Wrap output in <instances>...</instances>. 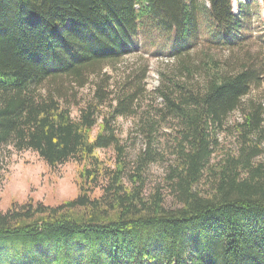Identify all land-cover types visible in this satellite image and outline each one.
Returning <instances> with one entry per match:
<instances>
[{"label": "trees", "instance_id": "16d2710c", "mask_svg": "<svg viewBox=\"0 0 264 264\" xmlns=\"http://www.w3.org/2000/svg\"><path fill=\"white\" fill-rule=\"evenodd\" d=\"M248 14L233 0H0V156L82 166L74 198L0 211V264H264V106L248 97L264 57L194 56L236 50ZM151 31L155 54L181 59L154 91L145 60L117 68ZM153 164L163 176L148 180Z\"/></svg>", "mask_w": 264, "mask_h": 264}, {"label": "rangeland", "instance_id": "374dc122", "mask_svg": "<svg viewBox=\"0 0 264 264\" xmlns=\"http://www.w3.org/2000/svg\"><path fill=\"white\" fill-rule=\"evenodd\" d=\"M234 11L238 14L249 11L245 15L246 24L249 26V35L247 41H242L236 50L222 47H210L208 44H202L194 56H202L205 52L214 55L215 59L225 62L230 54L241 58L246 54L254 57L255 61L261 63L264 57V51L257 53L260 49V35L264 32V8L261 0H233ZM203 22V26H205ZM145 32H148L147 30ZM149 33V32H148ZM246 36V35H243ZM138 44L141 49L138 53L125 57L118 64L120 71L140 68V60H145L148 67V74L145 79L146 87L154 91L160 83V72H167L176 67L179 63L178 58L167 55L164 51L155 54L159 47L162 46L163 40L154 31L146 36L142 32L138 37ZM136 68V69H137ZM88 88L83 89V94H87ZM249 98L260 100L264 106V71L260 78V83L253 86ZM77 110L74 111V115ZM241 118L240 112L236 111L231 118ZM120 124L124 130L122 136L131 126L130 120L120 119ZM227 133L220 134V140L223 144H231V139L227 138ZM11 157L7 156V150L0 156V211L5 212L14 203H24L32 200L34 202H43L46 205H58L64 201L74 198L82 186L81 171L82 166L75 160H70L65 164L51 167L41 158L37 152L25 150L17 152L11 149ZM99 155L107 162L114 163L115 153L113 150L99 151ZM133 148L130 154L134 155ZM264 159V153L262 155ZM164 169L159 164L150 165L147 173L148 180H156L163 176ZM100 190L96 191L99 194Z\"/></svg>", "mask_w": 264, "mask_h": 264}]
</instances>
